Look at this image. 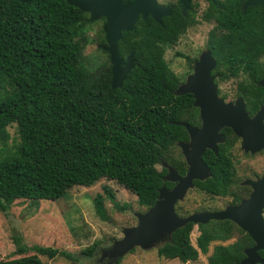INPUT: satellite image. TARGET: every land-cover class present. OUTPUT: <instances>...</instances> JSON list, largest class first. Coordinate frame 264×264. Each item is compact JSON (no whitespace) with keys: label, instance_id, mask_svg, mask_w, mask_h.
<instances>
[{"label":"trees","instance_id":"1","mask_svg":"<svg viewBox=\"0 0 264 264\" xmlns=\"http://www.w3.org/2000/svg\"><path fill=\"white\" fill-rule=\"evenodd\" d=\"M227 2H219L215 19L233 30L209 47L217 70L237 74L239 70L261 78L264 64V33L259 31L255 7H248L230 19ZM240 10V9H239ZM208 16H206V19ZM88 13L66 0H0V144L9 139L7 127L16 125L18 143L9 157L0 161V210L15 200L37 203L57 200L72 186H91L101 178L115 180L134 193L137 202L152 206L160 188L172 189L167 169L157 168L164 153L177 142L187 141L186 128L177 122L199 125V109L190 92L176 94L180 78L169 67L164 52L187 24L177 9L158 22L151 16L139 17L134 28L122 31L118 51L136 60L121 86L111 87L108 68L91 71L80 59L77 39L86 31ZM221 67V68H220ZM225 75V74H223ZM246 110L253 116L264 97V87H245ZM223 141L217 153L206 149L202 160L209 176L193 180L200 191L227 196L234 179L230 149L235 142L231 128L220 131ZM172 165L180 175L185 163ZM94 197L96 213L108 220L104 198L116 204L114 193L105 187ZM239 201L235 197L234 204ZM195 245L191 242L192 222L174 230L167 242L157 247V255L182 262L196 260L213 246L208 264H239L252 238L230 220L199 224ZM241 233L223 243L234 232ZM14 252L36 253L0 259V264H46L39 255L52 259L62 256L67 264H86L96 255L94 243L78 252L51 245H26L13 237ZM264 260V249L258 250ZM263 264V263H256Z\"/></svg>","mask_w":264,"mask_h":264},{"label":"rangeland","instance_id":"2","mask_svg":"<svg viewBox=\"0 0 264 264\" xmlns=\"http://www.w3.org/2000/svg\"><path fill=\"white\" fill-rule=\"evenodd\" d=\"M155 1L169 8V13L161 18L170 16L177 9L187 22L186 26L178 32L175 40L167 45L164 52L167 64L181 80L178 92L186 88L185 85L194 74L199 61H203L204 65L210 66L211 59L214 60V67L209 75L213 82L214 77L211 76V72L212 70H218L215 56L210 51V38L205 44L206 35L211 29L212 23L202 21L201 17L206 0H194L201 5L197 8L198 12L196 14L193 12L194 4L192 0H188L187 5H183L181 0ZM180 9H183L185 13L181 12ZM87 20L86 31L81 37L76 38L80 59L83 65L91 71L102 68L111 70L109 53L105 48L107 45L103 29L105 18L99 17L90 20L88 15ZM210 34H213V31ZM246 80V73H240L238 77L231 78L229 82L221 83L220 89L213 82L212 89L217 98L225 104H235L237 101L244 103L246 96L240 91L238 85L244 84ZM192 93L194 94V92ZM198 108L200 111V106ZM260 109L263 110L261 122L264 125V106ZM199 117L200 124L197 126L198 128L202 125L200 112ZM223 127L221 126L219 130ZM7 130L10 137L5 144H0V161L9 157V152L15 150V146L19 141L15 123L9 125ZM234 136L235 142L230 149L234 164V179L229 188L230 194L227 196H214L200 191L194 185L188 186L182 196L173 203V212L176 217L187 219L193 216L199 217L202 213L221 212L237 204L241 199L249 197L252 191L251 182H256L264 174V147L258 151L247 150L242 145V138L235 133ZM221 138H219L220 140L215 139V144L221 143L223 141ZM188 148L190 149L191 145ZM174 159L184 162L188 168L183 154V146L178 143L164 153L157 164V168L160 170L165 167L168 170L169 177L174 176L173 173H178L172 165ZM105 187H108L116 198V204L112 203L109 198H104V208L108 220H103L96 213L93 201L97 193L105 196ZM236 196L239 197V201L234 204ZM163 199L164 197L161 198V200ZM148 208L137 202L134 193L115 180L105 178H101L88 187L72 186L66 190L64 196L57 200H42L37 203L23 199L15 200L8 206L6 211L0 210V259L36 253L33 250L25 254L15 253L13 237L19 236L21 242L29 246L34 244L51 245L74 253L97 243L96 255L93 258L83 259L86 264H208V256L211 254L213 246L221 243L220 241L211 242L208 252L206 254L200 253L194 261L169 260L157 255V247L169 240V234L164 229L161 230L162 234L156 233L145 245L134 243L124 252L112 255L115 244L125 238V230L137 226L139 214H143ZM261 214L264 218V206ZM211 220L229 219L210 218L206 222L192 221L193 228L190 238L194 245L196 237L200 233L199 224H205ZM243 231L245 232V230ZM240 234L235 231L232 237L223 243L234 241ZM38 256L46 264L68 263V260L62 256H56L52 259L45 255L38 254Z\"/></svg>","mask_w":264,"mask_h":264},{"label":"water","instance_id":"3","mask_svg":"<svg viewBox=\"0 0 264 264\" xmlns=\"http://www.w3.org/2000/svg\"><path fill=\"white\" fill-rule=\"evenodd\" d=\"M188 0H181L187 5ZM70 5L89 13V19L94 20L104 17L103 29L111 62V87L121 86L128 72L135 67L136 60L130 53L122 58L118 51V40L122 31H130L139 15L146 19L150 15L154 20L169 13V8L158 4L155 0H66ZM264 0H248L245 7L256 5ZM194 74L190 77L185 89L176 94L194 92L193 105L200 106L202 119L201 127L190 125L181 121L189 135V141L177 142L183 146V154L188 164L184 175L173 173L174 176H165L166 180L175 182L172 189L160 188L158 199L143 214H139L138 225L125 230V238L115 244L112 255L124 252L130 245L141 243L145 245L156 233L164 229L169 234L187 222L200 220L206 222L210 218H225L234 222L245 230L252 238L254 244L244 250L245 258L239 264L263 263L264 260L258 255V250L264 249V218L262 209L264 206V174L256 182H251L252 191L248 198L241 199L237 204L217 213H202L199 217L182 219L176 217L173 212V203L182 196L188 186L193 185V180H203L209 176L206 163L202 160V154L206 149L217 153L215 139L220 140L219 128L228 126L242 138L245 149L258 151L264 147V125L261 122L263 110H258L252 117L245 109L244 103L237 101L235 104H225L217 98L213 91V82L209 78L210 71L214 67L211 59L210 66L199 61ZM264 85V79L262 80ZM192 85V86H191ZM199 109V108H198ZM222 139V138H221ZM191 145L189 149L188 146ZM168 171V170H167ZM177 181V183H176ZM164 197L163 200L161 198ZM162 234V233H161Z\"/></svg>","mask_w":264,"mask_h":264},{"label":"flooded vegetation","instance_id":"4","mask_svg":"<svg viewBox=\"0 0 264 264\" xmlns=\"http://www.w3.org/2000/svg\"><path fill=\"white\" fill-rule=\"evenodd\" d=\"M224 1L227 2L226 4H227L228 9L226 10V14H227V16H229L230 19L233 17V15L240 14V11L246 10L250 6L255 7L253 9V11H251V12L256 15V22L258 23L259 31L264 33V2H259L256 5H249V6L245 7L244 5H245L246 1H248V0H206V5H205L203 11L201 12V14H202L201 17H202V21L212 23V27L207 32L205 44L208 42L209 38H211V34H210L211 31H213V36L216 39H218V38L222 37L223 33H228V32L233 30V27L231 26L232 21H230L229 26H223L220 22H218L215 19L216 11L214 10V7H212V6L219 7V2H224ZM192 2L194 4L193 12L196 14L198 12L197 8L200 7L201 5H199L194 0H192ZM180 10H181V12L185 13L183 11V9H180ZM148 16H150V15H148ZM206 16H208L207 19H206ZM139 17H141V15H139ZM262 39H264V38H262ZM205 48L207 49V47H205ZM211 54H212V52H211ZM258 61L264 64V54L258 58ZM240 73H242V74L246 73V76H247V80L245 81V83L240 85V86L238 85V88H240V91L245 96H248L252 92V90L248 91L245 88L247 85H250L251 88L252 87L254 88L256 86L264 87V85L262 84V80L264 79V75L258 79L257 76L251 75L247 72H243L242 70H239V72L237 74H231V72L229 70H227L226 73H221L219 70L218 71L212 70L211 76L214 77L213 82L217 85L218 89H220L221 83L229 82L231 78L238 77L240 75ZM223 74H225V75H223ZM180 84H181V81H180ZM259 93L264 97V88H263V91H259ZM244 103H245V108H246V101ZM259 106L260 107L264 106V102H259ZM260 107H259V109H260ZM195 126H199V125H195ZM224 127H228V126H224ZM221 129L219 130V134L222 137V135L220 133ZM222 139H223V137H222ZM187 141H189V137H188ZM185 167L187 168L186 165H185Z\"/></svg>","mask_w":264,"mask_h":264}]
</instances>
